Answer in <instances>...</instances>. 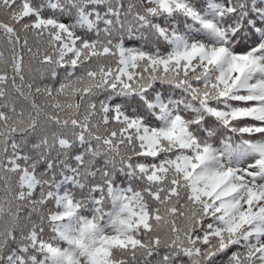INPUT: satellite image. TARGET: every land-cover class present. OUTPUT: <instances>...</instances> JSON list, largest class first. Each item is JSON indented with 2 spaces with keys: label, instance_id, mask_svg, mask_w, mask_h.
I'll return each instance as SVG.
<instances>
[{
  "label": "trees",
  "instance_id": "trees-1",
  "mask_svg": "<svg viewBox=\"0 0 264 264\" xmlns=\"http://www.w3.org/2000/svg\"><path fill=\"white\" fill-rule=\"evenodd\" d=\"M82 1H20L35 16L54 24L53 30L62 38L64 33L75 37L74 43H83L72 53L57 54L55 62L49 58L50 52H56L53 32L43 35L36 29L33 42L28 45L26 40L16 43L19 29H0V44L4 37L14 41L10 44L11 58H6L0 48L5 57L0 56V264L9 252L21 264H112L97 257L116 241L129 240L132 223L144 227L142 220L133 215L140 207L138 194L128 185L115 192L113 185L128 180L125 173L130 172L129 166L121 163L111 172L107 165L98 166L95 159L90 161L94 146L112 135L101 129L102 116L115 113L117 107L126 118L138 120L140 130L153 139L178 131L188 145L202 141L198 148L203 152L204 168L229 179L234 190L235 214L242 216L257 203L264 218V127L253 139L243 131L223 134L221 126L211 118L215 116L210 109L215 92L199 91L200 102L190 101L191 94L181 90L193 91L176 78V66L167 64L153 68L152 72L147 69L124 77L120 86L116 84L119 81H105L104 89L110 90L109 106L92 120L81 116L78 109L84 101L87 83L77 80L76 70L87 65L82 59L89 54L87 41H91V57L101 52L100 42L94 39L95 34L104 38L106 33L100 29H112L114 38L102 52L106 54L109 48H114L116 63L130 68L129 72L140 63L169 54L168 36L146 25L158 23L159 0L151 1L143 18L132 11L138 12V7L122 8L124 0L119 4L114 0ZM34 2L41 5L36 8ZM5 3L3 0L2 5ZM182 3L188 7L187 12L167 13L175 16L174 20L169 19L173 25H180L185 52H223L221 74L229 86L227 100L233 99L232 91L240 87V72L246 69L243 74L248 80L246 93L258 95L257 107L264 110V1L182 0ZM192 8L200 13L191 15ZM11 15L0 19L4 27L11 25ZM53 68L58 70L53 72ZM47 71L52 72L49 77ZM152 88L163 98L162 106L168 113L165 120L157 117L155 102L148 98ZM64 89L71 96L63 97ZM115 104L120 106L114 107ZM196 110L202 112L201 116L188 119ZM85 166L95 168L93 177L84 173ZM148 186L144 187L145 192ZM26 204L32 206L27 210L29 213L19 212L25 210ZM55 210L68 221L70 239L53 233ZM27 217L35 219L38 226V239L34 238L36 235L32 237L35 245L21 242L22 222ZM10 235L17 240L15 248L10 247L13 240ZM257 236V249H264V221ZM213 259L217 260L215 264H228L232 254L224 251L220 257L214 254Z\"/></svg>",
  "mask_w": 264,
  "mask_h": 264
},
{
  "label": "rangeland",
  "instance_id": "rangeland-1",
  "mask_svg": "<svg viewBox=\"0 0 264 264\" xmlns=\"http://www.w3.org/2000/svg\"><path fill=\"white\" fill-rule=\"evenodd\" d=\"M20 1L6 0L3 6V0H0V19L12 14L11 25L4 27L5 25L0 23V29H19L16 30L17 44L26 40L28 45H31L36 29H40L43 35H50L53 32L56 37V52H50L49 58L54 62L57 54L72 53L83 46L82 42L74 43L75 37H67L63 33L62 38L58 31L53 30L54 24H48L47 20L35 16L31 9ZM119 1L114 0L118 4ZM151 1L124 0L121 7H138L140 8L138 12L132 11L136 17L143 18L147 8L152 5ZM159 3L158 23L146 25L168 36L169 54L163 56L166 58L160 57L140 63L135 70L129 72L130 68L116 63L118 56L114 48H109L106 54L102 52V49L109 46L114 39L110 33L112 29H100L106 33L103 39H99V34L94 35V39L100 42L101 49L94 57H91L90 52L91 41H87L89 54L82 56L87 65L78 67L75 76L77 80L83 79L87 83L84 101L82 100L78 109L81 116H88L92 120L109 106L110 90L104 89L105 81H110L109 83L119 81L116 84L120 86L124 77H132L147 69L152 72L155 67L162 68L171 64L178 70L176 78L193 91L194 94L185 88L181 90L186 95L191 94L190 101L200 102L197 94L199 91L215 92L214 103L210 106L215 116L211 118L221 126L223 134L243 131L245 136L253 139V136L264 127V110L257 107L258 95L246 93L248 91L245 86L248 80L243 76L246 69L240 72V87L232 91L233 99L227 100L229 86L221 74V67L224 64L223 52H185L181 45L180 25H173L169 19L174 20L175 16H170L167 12H187L188 7L182 0H159ZM259 3L261 2H255ZM39 5L41 4L34 2L33 6L37 8ZM82 5L85 6L83 1ZM123 11L125 10H121ZM198 13L200 12L192 8L191 15ZM204 25L214 27L213 24ZM13 42L12 39L4 37L0 44L2 54L6 58L12 57L10 44ZM2 54L0 56L4 59ZM20 62L21 60L17 61V64ZM28 62L29 60L25 63ZM57 70L53 68V72ZM45 74L49 77L52 72L47 71ZM159 95L160 92L152 88L148 98L155 102L157 117L165 120L168 113L166 107L162 106L163 98ZM64 96H71L68 89L63 90ZM117 106L120 105H114ZM122 112L117 107L115 113L102 116L101 129L109 131L112 135L110 134L109 139L99 141L98 146H94L90 161L95 159L98 166L107 165L106 168L111 172L118 169L121 163L129 166L130 172L125 173L128 180H120L113 185L116 186L115 192L128 185L131 191L138 194L140 207L134 210L133 215L142 220L141 224L144 227L132 223L129 240L116 241L97 259L112 264H215L217 260L213 259L214 254L215 257H220L221 252L228 251L232 254L228 264H264V249H257L259 246L256 245L259 226L264 221L263 209L254 203L242 216L235 214L234 190L229 179L215 176L204 168L203 152L198 148L199 145H203L202 141L188 145L178 131L162 134L159 139H153L140 130L138 120L126 118V114ZM201 114L202 112L196 110L188 119H195ZM219 117L222 119L218 120ZM73 129L81 130L80 127ZM250 143H253V140ZM94 169L92 166H85L83 171L87 176L93 177ZM147 185L149 186L145 192L144 187ZM106 201L107 199L104 202ZM31 207L30 204H26L25 210H18L27 214ZM55 211L53 233L70 239L68 221L59 210ZM22 228L24 236L21 242L28 246L35 245L32 237L34 235H36L34 238L39 237L36 220L25 218ZM18 229L21 230V227ZM10 236L13 240L12 246H9L15 248L17 240L13 235ZM11 253L9 252L1 264H21L15 262ZM21 254L17 251L18 256Z\"/></svg>",
  "mask_w": 264,
  "mask_h": 264
}]
</instances>
